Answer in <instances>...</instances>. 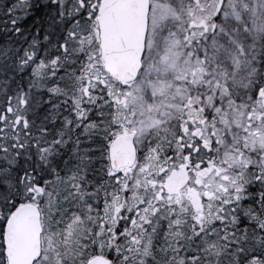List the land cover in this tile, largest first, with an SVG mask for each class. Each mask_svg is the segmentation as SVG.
Segmentation results:
<instances>
[{"label":"snow or ice","instance_id":"snow-or-ice-1","mask_svg":"<svg viewBox=\"0 0 264 264\" xmlns=\"http://www.w3.org/2000/svg\"><path fill=\"white\" fill-rule=\"evenodd\" d=\"M0 264H264V0H0Z\"/></svg>","mask_w":264,"mask_h":264}]
</instances>
